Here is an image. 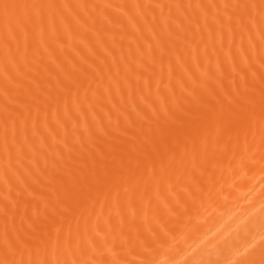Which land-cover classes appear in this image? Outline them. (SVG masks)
<instances>
[{"label": "bare ground", "instance_id": "6f19581e", "mask_svg": "<svg viewBox=\"0 0 264 264\" xmlns=\"http://www.w3.org/2000/svg\"><path fill=\"white\" fill-rule=\"evenodd\" d=\"M0 264H264V0H0Z\"/></svg>", "mask_w": 264, "mask_h": 264}]
</instances>
